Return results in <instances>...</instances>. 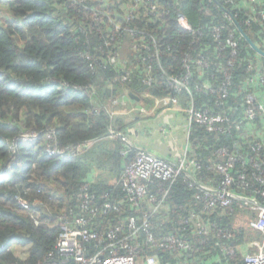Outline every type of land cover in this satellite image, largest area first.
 <instances>
[{
  "label": "trees",
  "instance_id": "trees-1",
  "mask_svg": "<svg viewBox=\"0 0 264 264\" xmlns=\"http://www.w3.org/2000/svg\"><path fill=\"white\" fill-rule=\"evenodd\" d=\"M86 1L91 10L77 0H0V264H43L48 253L56 250L64 214L78 209L87 179L99 203L107 192L124 201L121 213L109 211L94 217L91 230L104 232L123 222L128 231L126 218L135 216L142 224L149 217V232L141 229L135 246L140 261L152 254L161 264L239 263L248 252L244 253V244L261 237L257 231L248 234L245 225L235 222V215L247 207L234 202L206 208V192L197 184L190 186L184 174L172 185L157 178L143 181L158 200L161 190L169 188L154 213L155 204L148 199L132 207L117 181L135 151L122 154L125 140L110 133L116 125L129 133L128 127L122 118L112 119L97 107L113 93L108 84L114 83L116 95L128 90L144 104L152 99L145 95L148 92L153 97H177L186 114L221 115L213 129L192 123L188 158L194 167H189L190 173L199 183L218 186L224 175L215 165L225 163L228 156L243 158L245 166L236 162L232 172L244 174L250 182L251 188L241 193H256L264 177V124L262 116L253 120L250 134L247 125L251 121L244 117L248 92L264 93L260 85L248 83L252 67L254 72L264 68V57L250 46L239 27L264 49L261 26L246 22L251 13L243 0H236L237 4L154 0L157 11L143 6L139 17L129 20L122 7L128 0ZM181 13L196 33L179 26ZM230 14L237 17L235 22L229 20ZM109 16L137 33L116 32ZM231 38L238 42L235 55L229 46ZM124 41L137 46L127 55V81L121 74H127L126 70L119 73L109 62ZM203 58L207 67L198 64ZM148 70L151 85L145 81ZM187 74L181 87L170 80H183ZM49 131L54 132L51 140L46 139ZM27 132L40 136L19 141L12 148L16 137ZM53 140L62 148L86 142L92 146L77 156L51 155L47 146ZM221 150L226 157L218 153ZM253 160L259 165L254 166ZM112 178L117 181L110 183ZM20 199L27 200L30 208L25 209ZM254 232L259 237H253ZM150 233L158 240L173 236L189 248L153 245L148 241ZM105 243L85 245L92 255Z\"/></svg>",
  "mask_w": 264,
  "mask_h": 264
},
{
  "label": "built area",
  "instance_id": "built-area-1",
  "mask_svg": "<svg viewBox=\"0 0 264 264\" xmlns=\"http://www.w3.org/2000/svg\"><path fill=\"white\" fill-rule=\"evenodd\" d=\"M80 5L85 9L91 10L88 6L86 0H77ZM108 4L109 0H104ZM228 3L237 4L236 0H228ZM242 5L249 8L250 16L246 19L247 23L257 22L261 26V33L264 40V0H243ZM143 6H148L147 11H157L158 5L154 0H128L122 7L128 11L126 14V19H132L134 17L138 18L137 14ZM108 17V15L106 14ZM229 20L235 22L237 20L236 16L230 14ZM110 23L116 32L126 31L129 33H137L135 29L124 27L121 23L117 22L115 19L109 16ZM179 26L188 32L196 33L194 26L189 22L188 18L184 14H179L177 18ZM218 30V29H216ZM143 34V33H142ZM219 34L217 38H219ZM126 46L128 49H126ZM229 46L232 49V54L235 55L238 42L233 38L229 40ZM147 48V46H144ZM137 49V46L133 45L129 41H124L120 44L118 51L110 55L109 62L114 66L120 73L122 70H126L127 74L123 75L122 80L127 81L130 78V73L127 71V55L131 52V49ZM125 50V52H123ZM221 51L224 50L223 47L220 48ZM123 52V53H122ZM120 54V55H119ZM198 64L202 67H207L208 63L205 58L199 59ZM232 65V62H229ZM255 67V66H254ZM187 68L189 66L187 64ZM151 70V69H150ZM150 70L146 72L148 75L146 78V83L151 85L153 83V78L150 75ZM253 74L248 78V83L250 85H260L264 89V68L256 69L252 67ZM188 79V74L183 80L177 79L175 77H170L173 83L181 87ZM229 80V77L226 78ZM108 87L113 93H111L103 103L98 107L104 109L109 116L114 118H120L121 114H127V107L131 104L132 100L130 97V91L126 90L120 95L114 93L115 84L110 83ZM78 90H84L83 87L75 86ZM87 92V91H86ZM88 94V92H87ZM134 94V93H133ZM264 94H256L253 92H248L247 103L249 104L246 110V116L244 120L251 121L247 125V131L251 134L253 132L252 123L259 116L263 118L264 124ZM146 96L152 98L157 107H170L179 103V100L175 96H163V97H153L150 93H145ZM144 104V103H143ZM139 105L137 108L141 114H147L148 108L145 105ZM120 108H125V111H121ZM136 108L132 107L130 111H134ZM189 120V131L191 125L194 121L205 124L209 129L216 127V124L222 120L221 115L213 116L208 112L193 111L188 114ZM241 125H237L238 129H241ZM225 130L224 127H221ZM264 130V126L263 129ZM111 135L121 136L125 142L126 147L123 149L122 154L128 155L130 150L135 151L134 158L126 165L121 177L118 181L116 178L110 179V183L117 181L121 189L126 195L125 202L132 205V207L138 208L145 199L154 203L153 213L162 205L164 199L169 193L168 189L161 190V199L158 200V196L150 193L148 186L143 183V181H151L154 178L161 179L164 181H170L172 185L175 180L184 174L188 184L190 186L198 185L203 191L206 192V208H214L216 206H231L234 202L241 203L242 206H246L249 210H252L256 214L254 229L261 234V237L249 242L251 247L255 248V251L248 252L243 260L237 264H264V177L260 178L262 187L256 191V193H250L248 195L241 193L240 191L249 190L251 188L249 180L244 174H238L237 176L233 174L232 169L236 162H241L245 166V160L243 158L235 159L233 156H227L225 150H221L218 153L222 158L226 159L223 164H216L215 169L224 175L222 183L218 186H213L210 184L199 183L195 176L190 173L189 167H194V161H189L188 155L184 158H180L179 161L169 160L164 157L158 156L146 149L140 148L127 138V135L122 133V129L119 125L111 128ZM40 133H21L14 140L12 148L15 149L16 143L19 141L29 142L37 139ZM54 132L49 131L46 134V139H53ZM261 144V143H260ZM92 145L90 142L78 144L77 146H67L62 148L54 140L48 144L47 151L51 155H72L77 156L82 154L86 149L90 148ZM254 166H258L259 162L253 160ZM10 167L12 165H9ZM8 166V168H9ZM94 175H96L94 173ZM87 184L81 189V194L79 196L80 204L77 213L73 209L69 211L68 214H64L62 218V224L60 227V234L58 237V244L55 251L48 253V256L43 264H161L159 257L155 255H147L144 261L139 259V250L135 247L138 240L139 233L141 229L149 232L150 221L149 217L145 218L142 224L138 223L135 216H130L126 218L127 230L123 222L115 224L104 232H98L91 230L90 226L94 224L92 221L94 217L99 214L108 213L109 211H115L121 213L123 211L122 206L124 201L122 199L114 198L113 192H107L103 195V201L101 203L97 200V195L90 189V180H86ZM262 197V200L259 199ZM21 205L25 209L30 208V203L25 199H20ZM193 217L195 214L192 215ZM105 244L96 253L90 255L85 242L98 241L99 243ZM148 241L153 245H159L162 248L174 250L176 248H189V244L182 240H178L173 236H166L160 240L154 236V234L148 235ZM106 252H109V256H104Z\"/></svg>",
  "mask_w": 264,
  "mask_h": 264
},
{
  "label": "crops",
  "instance_id": "crops-1",
  "mask_svg": "<svg viewBox=\"0 0 264 264\" xmlns=\"http://www.w3.org/2000/svg\"><path fill=\"white\" fill-rule=\"evenodd\" d=\"M130 103L127 107V114H121L120 118L127 125L129 131V133L126 131L127 138L134 145L174 161H179L180 158L188 155L191 149L188 114L183 111L179 104L168 108L157 107L152 99H150V104H143V102L138 101H131ZM142 104L147 106V114H141L138 111L137 108ZM132 107L136 109L128 112ZM120 110L125 111V108H120ZM159 118L161 119L158 120ZM142 135L151 136V141L155 145L146 146L139 137ZM169 139L170 142L167 141Z\"/></svg>",
  "mask_w": 264,
  "mask_h": 264
},
{
  "label": "rangeland",
  "instance_id": "rangeland-1",
  "mask_svg": "<svg viewBox=\"0 0 264 264\" xmlns=\"http://www.w3.org/2000/svg\"><path fill=\"white\" fill-rule=\"evenodd\" d=\"M126 49H128L127 46H126ZM123 52H125V50H123ZM159 107H160V105H159ZM160 119L161 118H159L158 120H160ZM139 137L144 141V144L146 146H151L152 147V146L155 145L151 141V136L142 135V136H139ZM167 141L170 142V139L167 140ZM255 218H256V214L252 210H249L248 208L247 209H240V211L235 215V222H236L237 225H245L246 232L248 234L249 233L252 234V232L255 231V229H254ZM252 236L253 237H259V235L256 232H254V235H252ZM243 251H244V253H246L247 251L251 252V251H255V248L251 247L250 244H249V241H247V243L244 244Z\"/></svg>",
  "mask_w": 264,
  "mask_h": 264
},
{
  "label": "water",
  "instance_id": "water-1",
  "mask_svg": "<svg viewBox=\"0 0 264 264\" xmlns=\"http://www.w3.org/2000/svg\"><path fill=\"white\" fill-rule=\"evenodd\" d=\"M239 31L241 33V35L246 39V41L250 44V46L259 54L261 55L262 57H264V49L260 48V46H258L254 41L253 39L247 34L244 32V30L239 27ZM130 97L135 99V100H138V96H136L135 94L133 93H130Z\"/></svg>",
  "mask_w": 264,
  "mask_h": 264
},
{
  "label": "clouds",
  "instance_id": "clouds-1",
  "mask_svg": "<svg viewBox=\"0 0 264 264\" xmlns=\"http://www.w3.org/2000/svg\"><path fill=\"white\" fill-rule=\"evenodd\" d=\"M259 46V45H258ZM137 96V95H136ZM139 98V97H138ZM133 99V98H132ZM135 100V99H134ZM139 100V99H138ZM138 100H135V101H138Z\"/></svg>",
  "mask_w": 264,
  "mask_h": 264
}]
</instances>
